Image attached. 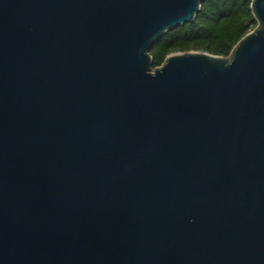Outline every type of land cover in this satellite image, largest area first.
Segmentation results:
<instances>
[{
	"label": "water",
	"instance_id": "obj_1",
	"mask_svg": "<svg viewBox=\"0 0 264 264\" xmlns=\"http://www.w3.org/2000/svg\"><path fill=\"white\" fill-rule=\"evenodd\" d=\"M204 1L0 0V264H264V0L153 67Z\"/></svg>",
	"mask_w": 264,
	"mask_h": 264
},
{
	"label": "trees",
	"instance_id": "obj_2",
	"mask_svg": "<svg viewBox=\"0 0 264 264\" xmlns=\"http://www.w3.org/2000/svg\"><path fill=\"white\" fill-rule=\"evenodd\" d=\"M252 0H205L193 22L167 31L151 48L153 67L174 52L203 51L227 57L258 22Z\"/></svg>",
	"mask_w": 264,
	"mask_h": 264
}]
</instances>
